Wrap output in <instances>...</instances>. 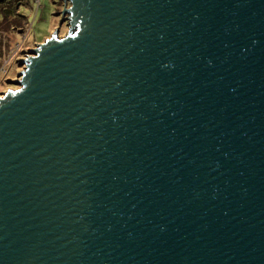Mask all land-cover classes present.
Returning a JSON list of instances; mask_svg holds the SVG:
<instances>
[{"label": "water", "instance_id": "water-1", "mask_svg": "<svg viewBox=\"0 0 264 264\" xmlns=\"http://www.w3.org/2000/svg\"><path fill=\"white\" fill-rule=\"evenodd\" d=\"M62 1L0 96V264H264V0Z\"/></svg>", "mask_w": 264, "mask_h": 264}, {"label": "rangeland", "instance_id": "rangeland-1", "mask_svg": "<svg viewBox=\"0 0 264 264\" xmlns=\"http://www.w3.org/2000/svg\"><path fill=\"white\" fill-rule=\"evenodd\" d=\"M11 2L15 5V15L9 20L12 25L2 26L0 32V96L10 88L18 89L8 81L18 79V74L24 71L25 65L20 66L18 62L27 59L28 50L35 49L56 30L64 37L69 29L62 18L56 16V12L64 9L62 0H41V7L35 0H8V4ZM5 8L0 5V21Z\"/></svg>", "mask_w": 264, "mask_h": 264}, {"label": "trees", "instance_id": "trees-1", "mask_svg": "<svg viewBox=\"0 0 264 264\" xmlns=\"http://www.w3.org/2000/svg\"><path fill=\"white\" fill-rule=\"evenodd\" d=\"M0 5H4L6 6L4 12H3V18L2 21H0V30L2 31L3 29H1L2 26H11L12 22L9 21L11 17H13L15 14V8L11 3L8 4V0H5L3 2H0ZM6 20V21H5Z\"/></svg>", "mask_w": 264, "mask_h": 264}, {"label": "built area", "instance_id": "built-area-1", "mask_svg": "<svg viewBox=\"0 0 264 264\" xmlns=\"http://www.w3.org/2000/svg\"><path fill=\"white\" fill-rule=\"evenodd\" d=\"M35 2L38 3L37 6H40L41 7V0H35ZM0 32H1V30H0ZM29 52H30V50H28V55H29ZM29 56H25V58H28Z\"/></svg>", "mask_w": 264, "mask_h": 264}]
</instances>
